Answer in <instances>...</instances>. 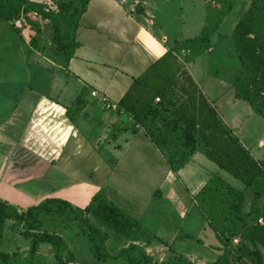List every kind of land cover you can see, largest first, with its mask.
<instances>
[{
	"label": "crops",
	"instance_id": "1",
	"mask_svg": "<svg viewBox=\"0 0 264 264\" xmlns=\"http://www.w3.org/2000/svg\"><path fill=\"white\" fill-rule=\"evenodd\" d=\"M166 2L89 0L74 34L77 47L65 67L60 65L76 93L81 88L88 91L83 108L85 115L77 116L73 122L68 121L64 114V107L70 103L58 104L32 89L27 91L26 87H20V95L16 76L8 68L10 50H13L15 41L5 28H1L0 202L17 213L45 198L60 199L73 209H82L94 195H98L99 205L109 204L124 215L127 222L155 226L156 233L168 235L169 239L168 246L155 233L152 238L142 240L140 237V240L129 243L145 248L146 253L166 251L171 261L177 258L179 264H206L219 254L218 242L199 212L196 196L212 176H218L236 189H241V185L208 161L199 148L184 166L172 173L162 153L152 145L142 129L135 126V130H131L129 116L105 110L99 103L102 96L111 103H117L132 79L170 49L173 41L192 37L161 29L156 14ZM135 5L141 7L142 14L134 13ZM23 44L27 50L25 60L35 55L47 61L46 56L27 46L25 38ZM34 62L38 63V60ZM182 65L221 123L248 154L259 161L253 154L256 152L251 150L250 153V146L238 137L236 127L240 125V118L234 119L231 111L241 101L234 99L232 90L227 87L226 91L222 88L216 92L207 91L217 101L216 107L224 110L226 118L223 120L206 93L200 91L189 70L199 73L200 77L204 74L205 69L198 71L200 63L197 57ZM91 91L96 93L95 97L90 96ZM262 146L258 141L256 148ZM260 160L264 163V159ZM144 188L148 192L143 200L141 191ZM87 218L106 234L104 245L109 254L115 245L124 247L127 244L125 238L115 242L119 235L96 212L89 213ZM167 223H172V227ZM166 226L170 230L166 228L167 231H163ZM6 228L20 231L19 225L7 220L0 240L2 245L11 242L12 235L6 233ZM179 231H182L181 235ZM55 234L63 241L64 237H70V242L64 241L69 257L74 259L68 260V264H80L83 257L80 258L79 247L76 246L78 232L75 224L56 230ZM72 234L75 235L74 240ZM19 239L23 238L20 236ZM23 241L26 250L28 241ZM43 247L41 245L39 250ZM2 251L20 252L6 248ZM86 260L95 259L91 255ZM45 264L55 262L47 256Z\"/></svg>",
	"mask_w": 264,
	"mask_h": 264
},
{
	"label": "trees",
	"instance_id": "2",
	"mask_svg": "<svg viewBox=\"0 0 264 264\" xmlns=\"http://www.w3.org/2000/svg\"><path fill=\"white\" fill-rule=\"evenodd\" d=\"M234 1L215 0L216 7L209 10L205 24L195 36L173 41L170 49L132 79L116 103V114L130 117L131 130H135V126L142 129L162 153L172 173L184 166L199 148L208 161L241 185V189H236L218 176H212L196 196L199 212L218 242L219 254L206 264H264V163L254 160L221 123L172 54L176 49H184L186 59L190 61L207 51L211 36L232 10ZM245 1L248 7L240 13L231 30L232 47L239 64L232 82L233 97L264 119V0ZM88 2L55 0L54 9L47 10L29 0H0V21L12 26L14 20H20L19 30L33 32L26 43L40 54L42 49L36 45L39 30L31 15L47 21L52 30L53 52L62 57L61 65L65 67L77 47L74 34ZM134 13L142 14L139 5L134 6ZM87 92L81 88L64 107L68 121L73 122L79 115L84 117ZM98 198L94 195L82 209H73L60 199L45 198L21 213L0 202V240L5 222L12 220L14 225L20 226L18 234L28 241L23 256L16 251L0 250V264H45L47 256L55 264H68L70 254L63 239L55 232L72 224L86 237L96 261L158 264L131 242L113 254L106 251L107 236L89 222V213L99 214L116 234L126 235L128 226L136 223L127 222L126 217L109 204L99 205ZM41 245L45 246L43 253L39 251Z\"/></svg>",
	"mask_w": 264,
	"mask_h": 264
},
{
	"label": "rangeland",
	"instance_id": "3",
	"mask_svg": "<svg viewBox=\"0 0 264 264\" xmlns=\"http://www.w3.org/2000/svg\"><path fill=\"white\" fill-rule=\"evenodd\" d=\"M29 1L40 4L47 10L54 9L55 0ZM214 1L215 0H167V2L163 4L164 8L158 10L160 14L157 13L156 17L158 19V23L161 25V29H164L166 32H174L176 34H182V36H194L198 33L200 25L205 24V19H207L209 10L216 7ZM247 7V1L235 0L233 2L232 10L228 15L224 17L221 25L210 38L209 47H211V50H208L207 52L204 50L197 56V61L200 63L198 71H202L203 69H205L203 72L204 74H202L200 77L199 73L195 74L191 68L189 69L192 72L191 74L194 77L198 88L201 92L206 93V97L213 102L215 110L217 111L219 116H222L223 120H225L226 118L224 110L216 107L217 101H214V99H212L207 91L210 93L211 91L216 92V89L219 88H222V90L226 91L227 87V89H231L232 93H234L232 82L233 77L238 71L239 64L232 47L231 30L240 13L245 11ZM31 17L36 21L39 30L36 45L42 49L41 54L44 57L46 56V58H48L49 60L47 59V61H45L40 57H35V55L31 56L28 60H25V54L27 50L24 48V38L27 42L31 35H33V32L27 29L14 30L10 24H8L7 26L5 22L0 21V31L1 28H5L7 34L11 35L15 41L13 50H10L11 53L8 62L9 71L13 72L16 76L15 83L16 86H18L17 88H19V91H21L20 95H22V90H20V87H26L27 91L29 89H32L40 94L41 97L51 98L58 104L67 105L71 102V100L76 96L77 93L74 89H72L69 81L67 80L66 76H64V73L60 68V65L63 62L62 57H57V55L53 52V45L50 41V38L52 36L51 27L49 26L47 21H43L33 15H31ZM154 22L156 23V21ZM36 59L38 60V63L34 62L36 61ZM183 63H187L186 56H184ZM16 101H18V99H16ZM239 103L240 104L238 105H234V110L231 111L234 114V119L236 118L239 120L240 118V125L236 127L238 137L243 139L244 142L250 146V153L252 150L256 152L253 153L255 157H257L259 160L261 158L264 159V119L252 113L247 104H243L241 102ZM247 115L249 117H247ZM258 141L263 144L260 149L256 148V144ZM146 192H148L146 188H144V191H141V197H143V200L147 198ZM167 224L168 226L172 227V223ZM168 226H166L162 230H170ZM128 227L129 228L125 230L128 235L117 233L116 235H119V238H117L115 242L121 241L124 238L126 239L127 244L129 243V241L140 240V237L142 238V240H145L152 238L153 235H155V233L157 232V227L147 224L140 225L136 223L134 226L129 225ZM16 230H10L9 228H6V233L12 235L11 242L9 245H2L1 243L0 250H3L4 248H6L7 250L18 249L20 251V255L23 256L26 251L24 250L26 243L23 241V239H19L21 235L20 233L17 235V232H19V230ZM156 234L160 236L162 242L167 244V242L169 241V239H167L168 235L164 236L160 233ZM178 234L181 235L182 231H179ZM72 236L74 240L75 235L72 234ZM77 238L78 243L76 244V246L79 247L80 258L83 257L81 258L83 259V261L80 262V264H125L124 262L119 260H108L106 262H97L95 260H91L90 262H88L86 260L87 256L91 257L88 241L86 240V237L82 236L79 232ZM64 241L68 243L71 241V239L70 237H68V239L64 237ZM121 246L122 244L115 245L111 249V253H115L117 248L118 251L120 248H122ZM39 251L43 253L45 251V248L43 247ZM146 251L147 250L144 248L145 253ZM81 252H84L86 257H84L85 255H83V253ZM165 253L166 251L159 252L153 250L152 253L147 252L146 254L150 256L153 261H156L158 264H162L164 262H171V256L166 255ZM71 258L69 257L68 260L73 261L74 259ZM172 260L180 263L177 258H173Z\"/></svg>",
	"mask_w": 264,
	"mask_h": 264
},
{
	"label": "built area",
	"instance_id": "4",
	"mask_svg": "<svg viewBox=\"0 0 264 264\" xmlns=\"http://www.w3.org/2000/svg\"><path fill=\"white\" fill-rule=\"evenodd\" d=\"M121 2H122V0H120V3ZM12 26L14 28H16V29H19L20 26H21L20 20H18V19L14 20L12 22ZM186 52H187L186 50L180 49V50H178V51H176V52H174L172 54L177 59V61L179 63L184 64L183 63V59H184V56H185ZM89 94H90L91 97H95L96 96V93L94 91H91ZM155 101H157V99H155ZM99 103L101 104V107L103 109L111 111V112H115V113L117 112L118 108H117L116 103H111V102L107 101L103 96L99 98ZM259 146H260V144H259ZM257 223H260V220H257ZM232 242L236 243V239H233Z\"/></svg>",
	"mask_w": 264,
	"mask_h": 264
}]
</instances>
